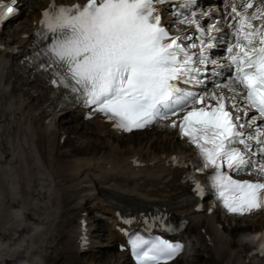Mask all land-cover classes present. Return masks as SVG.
Segmentation results:
<instances>
[{"label":"snow or ice","instance_id":"6c2138e0","mask_svg":"<svg viewBox=\"0 0 264 264\" xmlns=\"http://www.w3.org/2000/svg\"><path fill=\"white\" fill-rule=\"evenodd\" d=\"M171 2L87 0L83 5H52L42 13V34L38 33L42 39L51 37L43 52L47 57L45 70L52 75L50 82L126 132L144 128L157 119L178 116L191 108L179 125L173 120L170 126H179L181 135L187 136L198 149L203 161L198 170L213 171L212 188L217 199L229 213L243 216L264 211V183L235 180L222 171L226 165L229 171L237 173L264 174V140L255 139L258 152H254L253 145L245 141L246 135L248 140L253 136L240 131L244 128L241 116L226 110L223 94L206 96L179 86L180 82L202 84L203 69L196 66L195 54L187 50L197 45L180 42L191 40V36L171 35L161 23L163 6ZM190 2L186 0L181 7H188ZM15 3L12 0L11 5L0 4V20L15 14ZM252 7L250 2L244 4V12H239L235 5L232 7L238 23L232 33L235 43H229L227 52L229 67L234 66L235 83L224 87L233 92L241 87L244 91L237 95L256 110L259 119H264V7L249 14ZM178 15L183 17L181 22L201 28L196 19L189 20L183 13ZM255 20L261 23L254 25ZM200 40L202 46L196 60L205 65L211 61L203 46V34ZM212 46L208 44L207 48ZM206 98L215 100L216 106L204 104ZM231 107L238 105L233 103ZM237 143L244 145V150L232 146ZM196 190L203 192L199 183ZM130 243L138 264H167L182 247L141 237ZM261 247L264 250V245Z\"/></svg>","mask_w":264,"mask_h":264},{"label":"bare ground","instance_id":"6f19581e","mask_svg":"<svg viewBox=\"0 0 264 264\" xmlns=\"http://www.w3.org/2000/svg\"><path fill=\"white\" fill-rule=\"evenodd\" d=\"M33 7L40 9L43 6ZM177 24L181 25V29L191 27L187 22ZM13 31L17 34L10 40L13 48L9 45L0 47V234L7 249L22 255L29 247L39 245L37 236L31 239L29 246L28 237L20 239L12 232H6L11 231L16 221L23 216L36 213V202L26 201L41 196L46 198L44 190L51 181L57 180L60 198H64L67 192L88 198L92 190L96 189L106 195L113 194L105 185L115 181L121 183V192L131 189L132 194L151 203L172 202L181 196L182 199L190 196V183L185 181L187 168L173 166L172 160H169L172 153H191L184 141L178 139L177 127H171L170 124L163 132L155 130L154 134L146 138L137 133L138 137H135V134L130 133L126 139H130L132 145L122 149L119 140L105 133L115 132L110 124L98 118L83 122L94 125L96 134L82 130L78 123L66 121L58 125L57 120L65 114L72 119L82 117L80 110L70 107L49 111L54 97L42 90L39 81L31 79L29 70L18 65L20 58L30 50L33 39L42 33L39 13L14 24ZM59 126L76 134L74 138L78 141L77 146H73V140L69 137H66L65 142H70L71 147L82 155L67 157V153L57 149L56 137L65 133H60ZM87 134V140L80 139ZM95 140H99L98 144H95ZM143 141H146L144 146L137 145ZM131 158L138 165H133ZM38 167L43 170L42 174L36 171L30 173V169ZM28 174H32L31 177L27 178ZM144 182L149 184V188L139 185ZM194 206L195 203L190 208L194 210ZM190 208L174 209L173 214L175 217H190ZM205 210L198 214L207 222V243L216 245L211 248L215 253L217 247L225 249L233 240L232 236L242 239L236 251L245 252L250 248V242L246 241L249 235L256 228L260 232L264 227L262 217L258 215L243 218L234 226H227L229 220H220L214 214L207 215ZM220 223H223L224 232L219 229ZM46 249L48 246L44 250L41 248L37 255ZM199 256L202 254L199 253Z\"/></svg>","mask_w":264,"mask_h":264},{"label":"rangeland","instance_id":"374dc122","mask_svg":"<svg viewBox=\"0 0 264 264\" xmlns=\"http://www.w3.org/2000/svg\"><path fill=\"white\" fill-rule=\"evenodd\" d=\"M23 18H24V15H23V17L21 18V19H19L18 21H22L23 20ZM12 26H9V27H7V28H5V32H8V30H11V32H10V35L11 36H15V33H13V31H12ZM6 38H9V36H7V34H5V39ZM86 130H87V128H86ZM149 134V133H148ZM147 136V135H146ZM145 136V137H146ZM61 139L60 138H57V141H58V143L59 144H62V142L60 141ZM132 144V142L131 141H129V140H124V142L120 145V147H122L123 149L125 148V147H127V146H129V145H131ZM145 144V141H143L141 144H137V145H144ZM66 151H70V150H66ZM72 154V153H71Z\"/></svg>","mask_w":264,"mask_h":264}]
</instances>
